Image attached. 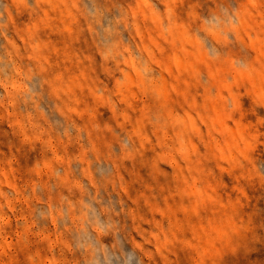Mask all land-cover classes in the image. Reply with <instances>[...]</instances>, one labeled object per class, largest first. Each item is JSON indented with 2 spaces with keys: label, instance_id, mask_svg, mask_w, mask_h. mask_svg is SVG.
<instances>
[{
  "label": "rangeland",
  "instance_id": "rangeland-1",
  "mask_svg": "<svg viewBox=\"0 0 264 264\" xmlns=\"http://www.w3.org/2000/svg\"><path fill=\"white\" fill-rule=\"evenodd\" d=\"M0 264H264V0H0Z\"/></svg>",
  "mask_w": 264,
  "mask_h": 264
}]
</instances>
